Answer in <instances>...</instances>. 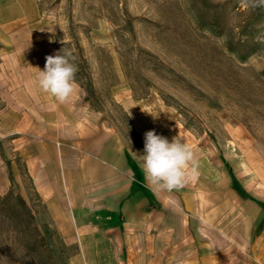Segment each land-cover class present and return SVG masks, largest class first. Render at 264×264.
<instances>
[{"label":"crops","instance_id":"obj_1","mask_svg":"<svg viewBox=\"0 0 264 264\" xmlns=\"http://www.w3.org/2000/svg\"><path fill=\"white\" fill-rule=\"evenodd\" d=\"M33 14L0 0V192L15 184L83 264H264V183L247 156L146 107L128 114L139 139L130 142L78 84L67 102L43 93L37 68L57 52ZM150 130L192 145L195 182L173 191L147 182L132 152L144 154Z\"/></svg>","mask_w":264,"mask_h":264},{"label":"rangeland","instance_id":"obj_2","mask_svg":"<svg viewBox=\"0 0 264 264\" xmlns=\"http://www.w3.org/2000/svg\"><path fill=\"white\" fill-rule=\"evenodd\" d=\"M22 1L53 49L75 57L91 110L126 140H139L128 114L146 107L247 156L264 183L259 0ZM79 252L38 219L15 184L0 192V264H83Z\"/></svg>","mask_w":264,"mask_h":264},{"label":"clouds","instance_id":"obj_3","mask_svg":"<svg viewBox=\"0 0 264 264\" xmlns=\"http://www.w3.org/2000/svg\"><path fill=\"white\" fill-rule=\"evenodd\" d=\"M264 5V0H259ZM71 52L64 48L46 56L43 70L38 69L37 83L43 93L59 102H67L77 90L78 66ZM144 154L132 152L137 158L147 182L158 190L173 191L197 179V159L194 149L182 137L171 141L155 130L144 134Z\"/></svg>","mask_w":264,"mask_h":264},{"label":"trees","instance_id":"obj_4","mask_svg":"<svg viewBox=\"0 0 264 264\" xmlns=\"http://www.w3.org/2000/svg\"><path fill=\"white\" fill-rule=\"evenodd\" d=\"M261 9L264 11V5L261 7ZM1 153H2V155L4 154L3 152H2V149H1ZM7 164H8V166H9V168H10V162L9 161H7ZM12 176V175H11Z\"/></svg>","mask_w":264,"mask_h":264}]
</instances>
